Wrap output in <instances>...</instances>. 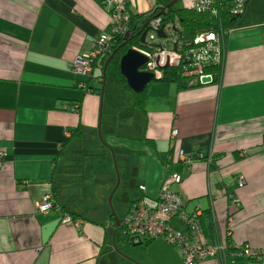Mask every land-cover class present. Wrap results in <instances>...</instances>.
Masks as SVG:
<instances>
[{"label": "crops", "instance_id": "obj_1", "mask_svg": "<svg viewBox=\"0 0 264 264\" xmlns=\"http://www.w3.org/2000/svg\"><path fill=\"white\" fill-rule=\"evenodd\" d=\"M160 1L128 5L148 15ZM241 10L216 81L159 79L140 109L112 65L104 72L111 57L70 73L110 25L103 0H0V264H183L164 239L139 247L121 231L122 208L165 187L226 246L199 264H248L229 245L264 250V0ZM179 151L194 158L190 170ZM173 173L179 185L166 184ZM47 193L59 210L39 213Z\"/></svg>", "mask_w": 264, "mask_h": 264}, {"label": "built area", "instance_id": "obj_2", "mask_svg": "<svg viewBox=\"0 0 264 264\" xmlns=\"http://www.w3.org/2000/svg\"><path fill=\"white\" fill-rule=\"evenodd\" d=\"M203 0H189V5L201 4ZM129 0H103V5L110 14L111 22L106 31L101 32L93 41L91 51L70 64V73L79 76H88L97 66L100 57L111 53L112 41L129 32ZM202 5V4H201ZM242 0H236L232 13L240 15ZM147 32L143 41L144 49H139L149 60L143 70L154 72L158 78L166 68L174 67L179 74L193 80L198 84L204 78L213 82L212 75L206 71V67L213 63L221 64L223 57L222 41L228 31H204L196 35L192 41L182 38L181 26L177 19L164 20L159 16L151 18L146 24ZM144 31V30H143ZM163 36L160 37L158 32ZM165 66H167L165 68ZM208 82V83H209ZM82 87V84L79 85ZM88 92V91H87ZM73 111L77 110L74 106ZM178 132L172 130L171 138H175ZM178 162L190 170L194 158L191 155L179 151ZM201 157V156H199ZM4 153L0 154V167ZM182 178L173 173L165 178L166 184L179 185ZM239 185L242 179L238 180ZM37 212L47 213L51 210H59L51 193L43 196L42 202L37 207ZM129 217L121 222V231L128 242L140 245L146 239L161 238L180 252L183 264H199L205 260L218 257L226 248L225 245L213 243L207 240L198 216L199 209L187 212L183 207V200L178 192L162 188L154 199L142 197L136 201ZM64 222H73L70 215L63 214ZM79 220L75 225L81 224ZM182 226L184 231L179 230ZM230 232V231H229ZM228 232V235H230ZM238 256L244 257L248 264H264V250H253L248 247L236 246L232 251Z\"/></svg>", "mask_w": 264, "mask_h": 264}, {"label": "trees", "instance_id": "obj_3", "mask_svg": "<svg viewBox=\"0 0 264 264\" xmlns=\"http://www.w3.org/2000/svg\"><path fill=\"white\" fill-rule=\"evenodd\" d=\"M169 2H171V0H163L162 2L160 1V6L156 7L148 15H138L129 10V37L127 40H125L124 36L121 35L114 39L111 45V53L107 56L100 57L98 62V64L100 63V66H102V64L104 65V60L106 58L111 57L109 64L112 65L116 76L121 80L127 89L129 88L127 87L124 79L119 74V59L130 48L144 49V46L142 43H140L139 38L143 32V26L146 21H149L151 18L156 16H159L164 20H173L176 18L181 26L180 35L182 38L192 41L196 35L204 31H228L235 25V22L239 17L238 15L232 13V9L236 4V0H203L201 2L202 5L196 4L191 6L189 5L187 7H171L167 8L163 13H161L162 8L166 7ZM95 67L96 66H94V68ZM206 71L212 75L213 81H216L219 74V64L215 62L209 65L206 67ZM185 79L186 78L181 76L174 67L164 69L160 77V81L175 82L179 88H186V86H188L186 85L187 81ZM81 88L85 89V91L93 90L89 84L85 85L84 83H82ZM132 95L134 105L142 109L145 101V90L140 94L133 93ZM198 219L205 236L208 237L210 234V225L209 222H207L208 217H203L200 214ZM151 240L152 239H146L143 243L137 246L143 247ZM234 248L235 246L229 245L227 247V251H233Z\"/></svg>", "mask_w": 264, "mask_h": 264}, {"label": "water", "instance_id": "obj_4", "mask_svg": "<svg viewBox=\"0 0 264 264\" xmlns=\"http://www.w3.org/2000/svg\"><path fill=\"white\" fill-rule=\"evenodd\" d=\"M179 0H172L166 7H163L161 10V13H163L167 8H171L173 5H175ZM146 23H144V26H146ZM147 29H145L142 34L140 35L139 41L142 43L144 41L145 35H146ZM158 35L160 37L163 36L162 32L159 31ZM129 37V32L125 33L124 39L127 40ZM110 58L107 60L105 69L109 63ZM149 58L143 54L139 49L136 48H130L128 49L125 54L119 59L118 63V69L119 74L124 79L127 87L132 91L134 94H140L142 93L148 84L154 81H158L160 78L156 76L154 72L145 71L143 68L148 63ZM167 66H165L166 68ZM209 79L204 78L202 80V83H208ZM111 152V150H110ZM119 179L117 176V183L116 188L118 186ZM116 188L112 191V194L116 190Z\"/></svg>", "mask_w": 264, "mask_h": 264}, {"label": "rangeland", "instance_id": "obj_5", "mask_svg": "<svg viewBox=\"0 0 264 264\" xmlns=\"http://www.w3.org/2000/svg\"><path fill=\"white\" fill-rule=\"evenodd\" d=\"M184 4V0H180V1H178L177 2V5H176V7H182V5ZM130 10V9H129ZM150 21V20H149ZM149 21H147V23H149ZM145 29H147L146 28V26H143V30H145ZM143 43V42H142ZM137 49V48H136ZM112 70H113V68H112V66H110V67H108V75H109V77L111 78V73H112ZM117 88V87H116ZM104 89V88H103ZM122 215H123V218L124 219H127L129 216H128V213H126V208L124 209V208H122ZM180 227H182V226H180ZM126 238V237H125ZM125 241H126V239H125ZM127 242V241H126Z\"/></svg>", "mask_w": 264, "mask_h": 264}]
</instances>
